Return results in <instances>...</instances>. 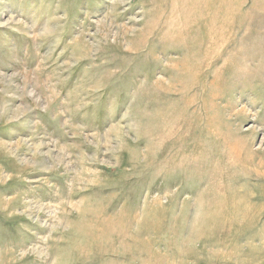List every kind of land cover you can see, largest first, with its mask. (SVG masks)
<instances>
[{"label":"rangeland","instance_id":"374dc122","mask_svg":"<svg viewBox=\"0 0 264 264\" xmlns=\"http://www.w3.org/2000/svg\"><path fill=\"white\" fill-rule=\"evenodd\" d=\"M262 60L264 0H0V264H264Z\"/></svg>","mask_w":264,"mask_h":264},{"label":"bare ground","instance_id":"6f19581e","mask_svg":"<svg viewBox=\"0 0 264 264\" xmlns=\"http://www.w3.org/2000/svg\"><path fill=\"white\" fill-rule=\"evenodd\" d=\"M262 63V65H261ZM260 63L261 67H259V71H264V60H262V62Z\"/></svg>","mask_w":264,"mask_h":264}]
</instances>
